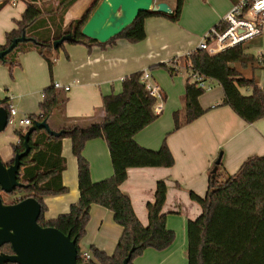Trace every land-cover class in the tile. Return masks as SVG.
<instances>
[{
	"label": "trees",
	"instance_id": "16d2710c",
	"mask_svg": "<svg viewBox=\"0 0 264 264\" xmlns=\"http://www.w3.org/2000/svg\"><path fill=\"white\" fill-rule=\"evenodd\" d=\"M11 1L4 0L0 3V10ZM23 1L26 2V9L21 20L16 21L17 27L7 33L6 44L0 45L2 52L7 50L14 40L22 37L23 33L29 39L0 60L1 64L9 67L11 76L13 69L20 64L19 56L30 50L37 51L46 60L52 73L55 54L65 44L54 49L53 43L65 35H72L74 38L67 43L88 47H104L117 39H125L131 43L141 42L146 38L147 18L164 16L177 22L184 5V0H176L171 14L141 13L119 36L107 44H101L84 36L82 28L102 0H94L82 17L72 20L64 29L54 33L48 29V22L63 16L79 0H55L44 4L41 0ZM52 27L57 29L55 23ZM184 59L194 71L222 86L224 104L245 122L251 124L264 118V89L256 78L245 77L242 73V68L259 66V59L247 53L245 45L215 56L197 49ZM237 65H240V68ZM143 73L129 75L122 83L121 93L104 97L105 116L101 122L83 127L78 121L67 118L65 106L68 99L54 84L44 90L39 113L29 115L32 125L26 130L15 131L19 142L13 144L14 157L25 152V134L32 126L42 122L48 123L57 113L63 118L61 129L55 131L50 128L61 133L60 137L51 135L45 129H36L31 134L30 151L22 157L18 174V181L24 186L17 188L12 194H1V198L5 204H16L27 198L36 199L42 208L39 224L42 227H55L69 235L72 240H76L80 263H85V259L79 244L86 234L93 205L112 211L115 222L124 229L112 256L92 248L94 258L100 264H123L131 250L135 249L129 263L134 264L135 259L147 249L164 251L176 241V234L168 229L167 217L163 213L168 194L166 181L157 182L155 200L147 205L148 226L140 222L130 197L120 189L131 169L170 168L175 164L174 156L166 142L158 151H153L136 141L137 134L159 117L155 109L157 99L141 81ZM242 88L252 89V95H243L240 91ZM204 93V89L187 84L185 120L181 122L176 114L174 132L205 114L206 110L200 104V97ZM0 106L10 111L7 100H0ZM66 138L71 139L72 152L78 160L80 199L68 214L47 221L45 198L59 196L68 191L63 183L66 159L62 151L63 140ZM99 138L107 142L114 173L108 179L94 182L90 164L83 151L89 141ZM13 161L14 159L9 164ZM222 166L221 161L213 167L208 192L204 198L193 192L190 194L191 199L201 206L202 214L188 223V264H264V156L248 158L233 175L227 174ZM215 169L216 172H213ZM3 195L8 196L11 201L6 202ZM0 252L13 254L10 245H5ZM90 262L96 264L94 260Z\"/></svg>",
	"mask_w": 264,
	"mask_h": 264
},
{
	"label": "crops",
	"instance_id": "0c3cea01",
	"mask_svg": "<svg viewBox=\"0 0 264 264\" xmlns=\"http://www.w3.org/2000/svg\"><path fill=\"white\" fill-rule=\"evenodd\" d=\"M93 2L79 0L63 16L49 21L48 28L52 33L64 29L72 20L82 17ZM159 2H166L172 11L176 6V0ZM237 2L184 0L177 22L164 16L147 18L146 38L138 43L125 39H117L104 47L65 43L55 54L52 73L46 60L35 50L19 56L20 64L13 69L12 76L8 66L0 63V100H7L10 107L18 110V119L39 113L44 90L56 83L70 87L69 91L61 90L68 99L65 114L83 127L104 119V97L121 93L122 83L129 75L148 71L152 81L160 87L164 100L161 112L156 110L159 117L137 134L136 141L153 151H158L166 142L175 164L170 168L131 169L120 189L130 197L140 222L148 226L147 205L155 200L157 182L166 181L168 194L163 213L167 217L168 229L176 234V241L164 251L147 249L134 264H188V223L202 214L201 206L191 199L190 194L206 196L211 171L220 155L222 167L229 175L235 174L248 158L264 156V118L251 124L241 119L224 104L223 88L214 80L210 81L211 89L200 97L205 114L174 132L176 114L181 122L186 116V67L189 62L184 58L198 49L202 38L222 22ZM25 9L26 2L18 0L15 5L9 3L0 10V45L6 44L7 33L17 27L16 21L21 20ZM56 22L60 23L57 29L52 27ZM259 41L245 44L247 53ZM256 68L258 65L252 69ZM240 91L245 96L252 95L250 88ZM159 103L158 100L155 109ZM62 119L60 113L52 116L48 122L50 128L61 129ZM27 128L20 126L18 130ZM15 131L9 128L0 137V158L6 164L14 159L13 144L18 142ZM62 155L66 159L63 183L68 191L45 198L47 221L68 214L80 199L78 160L69 138L63 140ZM83 155L90 164L94 182L112 177L114 170L105 139L89 141ZM123 231V227L115 222L112 211L93 205L80 248L100 264L94 258L92 248L112 256Z\"/></svg>",
	"mask_w": 264,
	"mask_h": 264
},
{
	"label": "water",
	"instance_id": "95a60500",
	"mask_svg": "<svg viewBox=\"0 0 264 264\" xmlns=\"http://www.w3.org/2000/svg\"><path fill=\"white\" fill-rule=\"evenodd\" d=\"M144 12L171 14L172 9L166 2L158 3L156 0H102L82 28V34L101 44H107ZM28 40L23 33L7 50L0 52V60L13 52L20 43ZM73 40L72 35H65L55 41L53 47L58 49ZM8 118L9 111L0 106V133L6 131ZM36 129H45L53 136H61V133L52 131L48 123H38L25 134L24 153L16 155L13 163L8 165L0 158V249L10 245L13 250V254L0 252V264H93L78 261L76 240L55 227H42L39 224L42 208L36 199L27 198L16 204H5L1 198V194H12L17 188L24 186L18 181L21 159L29 153L30 136ZM220 162L221 155L216 164L219 165ZM134 251L135 249L131 250L123 264L130 263Z\"/></svg>",
	"mask_w": 264,
	"mask_h": 264
},
{
	"label": "built area",
	"instance_id": "2783aa9c",
	"mask_svg": "<svg viewBox=\"0 0 264 264\" xmlns=\"http://www.w3.org/2000/svg\"><path fill=\"white\" fill-rule=\"evenodd\" d=\"M3 1L4 0H0V3ZM16 2H18V0H12L10 3L15 5ZM263 37L264 0H238L222 22L202 38L198 49L205 51L211 56H215L237 46L259 40ZM258 57L260 63L264 64L263 57L260 55ZM186 68L188 71V83L190 85H196L205 91L211 89V79H208L202 74L194 71L190 63H187ZM141 81L145 84V87L150 94L155 97L157 101H160L156 110L158 109L157 111L161 112L163 94L160 87L152 81L151 75L148 71L143 73ZM55 87L58 90H70V87H64L59 83H56ZM18 116V110L11 106L7 128L18 130V127L20 126L30 127L32 125V121L29 116L22 119H18ZM83 258L85 259V262H90L92 260L90 253H84Z\"/></svg>",
	"mask_w": 264,
	"mask_h": 264
},
{
	"label": "rangeland",
	"instance_id": "374dc122",
	"mask_svg": "<svg viewBox=\"0 0 264 264\" xmlns=\"http://www.w3.org/2000/svg\"><path fill=\"white\" fill-rule=\"evenodd\" d=\"M50 1H55V0H41V2L47 3ZM160 0H156V2H158ZM22 5L21 3L19 4V6ZM52 22V21H51ZM57 28L59 27L60 23L56 22L55 23ZM47 27H49V24L47 25ZM49 30H51L50 28H48ZM260 41L257 42L256 44H254L253 46H251L252 48L249 49L248 53L257 56L256 58H258V56H262L264 59V37L259 39ZM22 56V55H21ZM237 67L240 68V65H237ZM9 68V67H8ZM242 73L245 77H254L256 79H258L260 81V83L262 84V86L264 87V64L259 65L258 68L256 69H252L251 67L248 68H242ZM9 128L6 129L5 132L0 133V137H2L1 135H4L8 132ZM4 199L6 200V202H10V198L6 195H3Z\"/></svg>",
	"mask_w": 264,
	"mask_h": 264
}]
</instances>
